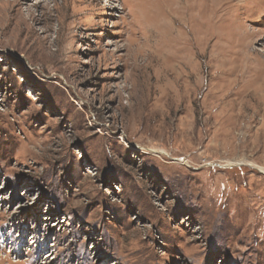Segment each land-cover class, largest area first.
Wrapping results in <instances>:
<instances>
[{
    "label": "rangeland",
    "instance_id": "rangeland-1",
    "mask_svg": "<svg viewBox=\"0 0 264 264\" xmlns=\"http://www.w3.org/2000/svg\"><path fill=\"white\" fill-rule=\"evenodd\" d=\"M187 2L0 0V264H264V0Z\"/></svg>",
    "mask_w": 264,
    "mask_h": 264
},
{
    "label": "bare ground",
    "instance_id": "bare-ground-1",
    "mask_svg": "<svg viewBox=\"0 0 264 264\" xmlns=\"http://www.w3.org/2000/svg\"><path fill=\"white\" fill-rule=\"evenodd\" d=\"M185 1H186V2H187V1L190 2V0H185ZM188 2H187V3H188Z\"/></svg>",
    "mask_w": 264,
    "mask_h": 264
}]
</instances>
